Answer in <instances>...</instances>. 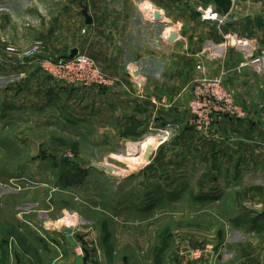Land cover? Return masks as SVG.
<instances>
[{
    "label": "rangeland",
    "instance_id": "obj_1",
    "mask_svg": "<svg viewBox=\"0 0 264 264\" xmlns=\"http://www.w3.org/2000/svg\"><path fill=\"white\" fill-rule=\"evenodd\" d=\"M81 2L87 4L0 0V235L21 243L26 237L20 238L25 235L19 225L24 224L47 236L51 245L56 239L63 253L57 264H264V206L257 196L248 200L251 187L264 189V180L228 183L224 192L229 193L220 203L215 197L200 200L209 179L201 180L205 166L199 161L192 173H184L181 165L164 194L165 180L142 160L138 142L147 137L161 152L186 126L193 128L195 140H207L192 124L188 108L193 80L186 101L173 102L189 116L186 125L172 109L171 120L159 128L148 126L140 138L122 144L91 137L74 121V104L65 109L54 101L55 94L65 95L64 89L76 84L60 80L49 61H67L75 47L98 66L103 61L102 52L88 45ZM170 25L160 21L161 36ZM40 41L39 52L29 54ZM215 46H207L210 57H215ZM225 86L235 92L247 118L249 98L240 97L228 80ZM259 102L263 105L264 99ZM168 122L178 126L160 144L158 135ZM209 134L214 135L213 129ZM195 142L192 154L198 159L202 151ZM174 150L173 155L191 153L183 146ZM150 189L156 195L147 194ZM43 261L51 264L55 253L45 251Z\"/></svg>",
    "mask_w": 264,
    "mask_h": 264
},
{
    "label": "crops",
    "instance_id": "obj_2",
    "mask_svg": "<svg viewBox=\"0 0 264 264\" xmlns=\"http://www.w3.org/2000/svg\"><path fill=\"white\" fill-rule=\"evenodd\" d=\"M149 8L159 9L162 17L174 27L170 25L161 36V19L151 15ZM84 9L91 18L88 22L84 15L86 21L82 20L88 31V45L102 52L103 61L99 66L112 83L102 87L72 86L64 89L65 95L55 94L54 101L63 103L65 109L69 103L74 104L71 110L74 121L83 125L91 137L106 141L103 144L108 141L122 144L123 140L125 143L140 138L139 134L148 126L152 127L147 129L159 128L171 120L168 115L173 110L180 113L177 120L186 125L189 116L185 117L180 103L173 102L186 101L192 80L203 74H218L225 68L232 70L245 60L235 40L221 46L215 57L208 55L209 43L220 45L225 42L226 35H236L250 42L256 52L264 49V0H233L228 14L214 0H87V8L81 2L82 15ZM205 11L217 14V20L204 18ZM169 31L170 37L176 36L174 41L165 38ZM198 65L203 69H197ZM227 80L239 95L242 93L249 98L250 114L247 118L226 117L216 122L211 140L207 137L198 142L193 137V128L186 126L172 142L164 145L162 152L159 147L154 148L145 165L153 168L157 179L165 180L164 194L169 193L171 183L168 180L177 178L180 166L184 173H192L196 160L205 166L201 180L205 183L209 179L200 200L207 196L219 201L229 193V190L224 192L228 183L239 186L243 178L257 179L259 182L253 181L255 184L264 180V104L259 102L264 99V71L245 66L240 72L231 71ZM163 98L166 104L162 103ZM149 140L154 142L150 137L139 145L144 147ZM195 141L202 151L198 159L192 154V148L197 150L192 146ZM181 146L191 148V153L173 155L174 148L179 151ZM244 167L247 170H242ZM248 192V200L257 196L261 200L259 204L264 206L263 188L253 186ZM146 193L156 195V190ZM250 211L256 213V210ZM19 226L25 235L20 238L26 237L27 241L24 238L21 243L15 242L8 236L4 240L0 235V264H46L43 261L45 251L55 253V261L51 264L58 263L63 255L59 241H52V246L47 242L50 239L40 231L37 233L24 224Z\"/></svg>",
    "mask_w": 264,
    "mask_h": 264
},
{
    "label": "built area",
    "instance_id": "obj_3",
    "mask_svg": "<svg viewBox=\"0 0 264 264\" xmlns=\"http://www.w3.org/2000/svg\"><path fill=\"white\" fill-rule=\"evenodd\" d=\"M151 15L161 20L163 14L159 9L149 8ZM214 12H203V17L206 19L215 20ZM170 32L165 33V38L169 40ZM235 40V46L243 50L245 60L239 66L234 68L221 70L215 76L200 75L193 79L195 86L191 91V98L188 104V108L193 116L192 124L205 135H210L209 132L213 129L214 124L223 120L226 117L241 118L246 114L241 107L235 102V92L226 88V80L231 71H241L243 67L249 66L257 71H264V49L260 52H256L254 46L236 35H226L225 42L216 45V53L221 49V46H226L230 41ZM43 42L40 41L31 50L29 54H36L42 48ZM216 53L214 55H216ZM213 55V56H214ZM51 71L55 68V75L60 77V80L67 84L76 86H107L111 85V78L106 75L101 68L97 65L91 57L78 54L73 59L67 61H49ZM197 69L202 70V66L198 65ZM60 75V76H59ZM74 86V85H73ZM163 104L167 103V100L163 98ZM176 122H168L163 129L160 130L159 143H163L168 139L169 135L177 127ZM207 136V137H208ZM211 136V135H210ZM143 142H138L143 144ZM155 145V142H154ZM141 155L145 147H142ZM142 157V156H141Z\"/></svg>",
    "mask_w": 264,
    "mask_h": 264
},
{
    "label": "water",
    "instance_id": "obj_4",
    "mask_svg": "<svg viewBox=\"0 0 264 264\" xmlns=\"http://www.w3.org/2000/svg\"><path fill=\"white\" fill-rule=\"evenodd\" d=\"M217 5H219L221 7V9L223 10V12L225 14H228L233 6V0H214ZM84 15L87 17V21L90 22L91 18L88 15V12L86 9H84ZM176 38L175 35H173L172 37L169 38V41H174ZM78 50L75 49L73 50L72 54L68 57V59H73L77 54H78ZM135 74H138V72H136ZM155 148V145L152 142H149L143 151V155H142V160L143 161H149L151 159V156L153 154V150Z\"/></svg>",
    "mask_w": 264,
    "mask_h": 264
},
{
    "label": "bare ground",
    "instance_id": "obj_5",
    "mask_svg": "<svg viewBox=\"0 0 264 264\" xmlns=\"http://www.w3.org/2000/svg\"><path fill=\"white\" fill-rule=\"evenodd\" d=\"M149 142H152V143L154 144L153 141L149 140V141H147V142L145 143L144 147H145Z\"/></svg>",
    "mask_w": 264,
    "mask_h": 264
},
{
    "label": "trees",
    "instance_id": "obj_6",
    "mask_svg": "<svg viewBox=\"0 0 264 264\" xmlns=\"http://www.w3.org/2000/svg\"><path fill=\"white\" fill-rule=\"evenodd\" d=\"M85 5V7L87 8V4H84ZM87 10V9H86ZM88 12V11H87Z\"/></svg>",
    "mask_w": 264,
    "mask_h": 264
}]
</instances>
